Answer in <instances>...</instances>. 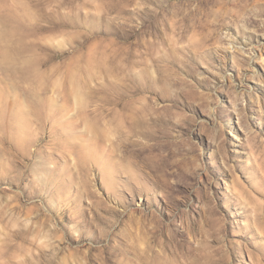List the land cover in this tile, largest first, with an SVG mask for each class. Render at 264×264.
Listing matches in <instances>:
<instances>
[{"label":"rangeland","instance_id":"rangeland-1","mask_svg":"<svg viewBox=\"0 0 264 264\" xmlns=\"http://www.w3.org/2000/svg\"><path fill=\"white\" fill-rule=\"evenodd\" d=\"M0 264H264V0H0Z\"/></svg>","mask_w":264,"mask_h":264}]
</instances>
